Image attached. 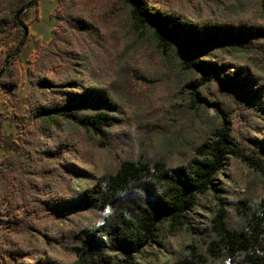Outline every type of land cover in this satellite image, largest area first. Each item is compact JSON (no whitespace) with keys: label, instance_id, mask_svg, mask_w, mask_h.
<instances>
[{"label":"trees","instance_id":"trees-1","mask_svg":"<svg viewBox=\"0 0 264 264\" xmlns=\"http://www.w3.org/2000/svg\"><path fill=\"white\" fill-rule=\"evenodd\" d=\"M38 3L0 0V35L28 31L0 70L1 90L19 87L17 58L30 36L22 12ZM200 3L219 9L199 20L179 9ZM53 17V37L27 67L29 114L13 109L8 118L28 153L0 158V261L143 264L136 256L188 223L232 159L253 175L243 197L155 264H264V126L253 137L233 128L237 119L254 129L264 112V0H58ZM160 88L174 90L170 101L154 97ZM129 101L141 111L127 115ZM183 146L195 153L188 166L174 161ZM115 152L93 185L68 194L73 161Z\"/></svg>","mask_w":264,"mask_h":264},{"label":"rangeland","instance_id":"rangeland-1","mask_svg":"<svg viewBox=\"0 0 264 264\" xmlns=\"http://www.w3.org/2000/svg\"><path fill=\"white\" fill-rule=\"evenodd\" d=\"M70 3V2H69ZM58 4V0H39L37 11L35 7L28 9L26 13L22 15V20L29 24V39L25 45L24 50L19 53L17 58L18 69L16 73L22 74L19 87L13 89H0V120L2 121L4 139L0 141V158L10 153H16L18 156L23 157L27 155V148L22 139L12 126L8 119L12 115L13 109H16L20 113L29 114L28 108L31 104L28 98V93L31 92V83L28 76L27 67L29 65H35L38 61L40 50L45 46L53 37V30L59 24L60 19L53 17V12ZM254 10L259 9V3L253 2ZM181 12L191 20H199L206 16L215 14L219 6L210 3H200L196 6H190L182 4L179 8ZM24 37V30L18 28L11 38H7L0 35V70L5 67L8 56L17 49ZM11 59V58H10ZM7 62L9 64L11 60ZM84 68H78L75 73V78L83 80L86 72ZM199 79V76H197ZM140 86L144 84L139 82ZM76 86H71V90H75ZM173 89L160 88L154 97L161 102L170 101L173 95ZM49 90H44V95L41 99H45ZM36 95V93H34ZM33 96V100L37 98ZM122 109L127 115H133L141 111V105L138 102H123L121 104ZM209 116L217 117L215 109H208ZM56 125H63V122L56 120ZM218 124H222V120L218 119ZM239 120L235 119L233 128L234 133L241 136V133H247L248 136H258L264 126V112L254 118L251 121V126L254 129H248L247 131L239 127ZM61 129V128H60ZM59 129V131H60ZM58 131V132H59ZM206 140V136L199 138L197 141L203 143ZM156 144L160 147L161 140H157ZM183 152H175V163L178 166H188L195 157V153L189 150L188 146L182 147ZM35 157V153H31ZM118 153H101L94 160L93 163L83 165L77 161H73L76 166L79 167V172L70 173L67 181V192L71 196H76L78 193L93 185L96 179L102 174L104 166L112 163L116 159ZM231 162V165H230ZM45 163L54 165L51 160H45ZM232 159L227 161V165L223 171L217 176L216 184L217 190H210L207 195L200 196L198 205L196 208L188 212V223L176 234L170 235L166 233L158 241L150 242L141 253L135 258L138 263H161L167 258L175 255V252L183 249L187 245H190L197 238L194 232L198 233L203 231L205 227L210 224L211 219L215 217L219 209L224 208L227 212H231L228 202L233 198H242L247 187V182L253 177L247 170H242L240 166L233 164ZM60 172V169L57 170ZM55 181V180H54ZM263 188H260V193ZM3 232L0 225V236ZM160 240V242H159ZM10 263V262H9ZM0 264H3L0 261Z\"/></svg>","mask_w":264,"mask_h":264},{"label":"water","instance_id":"water-1","mask_svg":"<svg viewBox=\"0 0 264 264\" xmlns=\"http://www.w3.org/2000/svg\"><path fill=\"white\" fill-rule=\"evenodd\" d=\"M29 8H30V6L27 7L26 10H24V11L22 12V14L26 13V12L28 11ZM27 34H28V31H27V29L24 28V37H23V40H22L20 46H22V45L24 44L25 39H26V37H27Z\"/></svg>","mask_w":264,"mask_h":264}]
</instances>
